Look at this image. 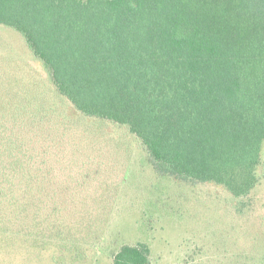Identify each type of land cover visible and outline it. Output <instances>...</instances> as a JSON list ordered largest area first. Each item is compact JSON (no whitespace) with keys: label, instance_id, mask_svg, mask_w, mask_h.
I'll list each match as a JSON object with an SVG mask.
<instances>
[{"label":"trees","instance_id":"1","mask_svg":"<svg viewBox=\"0 0 264 264\" xmlns=\"http://www.w3.org/2000/svg\"><path fill=\"white\" fill-rule=\"evenodd\" d=\"M0 24L21 33L76 112L126 126L163 174L235 197L258 185L264 0H0ZM13 145L0 143L5 228L21 225L18 194L38 181L25 166L35 155ZM150 254L125 244L113 264Z\"/></svg>","mask_w":264,"mask_h":264},{"label":"rangeland","instance_id":"2","mask_svg":"<svg viewBox=\"0 0 264 264\" xmlns=\"http://www.w3.org/2000/svg\"><path fill=\"white\" fill-rule=\"evenodd\" d=\"M11 142L35 155L25 166L38 181L18 194L21 225H0V264H113L138 243L151 264H264V147L245 197L163 174L126 126L76 112L0 24V143Z\"/></svg>","mask_w":264,"mask_h":264}]
</instances>
